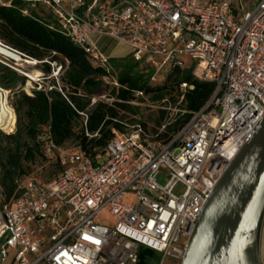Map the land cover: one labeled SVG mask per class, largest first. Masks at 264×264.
<instances>
[{
	"label": "built area",
	"instance_id": "built-area-1",
	"mask_svg": "<svg viewBox=\"0 0 264 264\" xmlns=\"http://www.w3.org/2000/svg\"><path fill=\"white\" fill-rule=\"evenodd\" d=\"M25 1L50 8L58 30L101 66L111 69V58L92 36L126 45L134 62L157 69L154 80L164 66L187 67L188 57L194 78L215 83V91L167 140L168 124L153 135L139 120L121 121L125 132L114 130L96 156L63 151L50 133L41 136L63 170L47 183L28 177L10 199L0 170V264H139L141 247L154 250L159 264H180L207 198L264 119V0L253 7L242 0ZM6 47L19 61H0L21 75L29 77L19 62L41 63ZM49 63L56 84H31L32 92H63V65ZM106 84L118 86L114 78ZM187 89L194 86L181 84ZM98 100L114 101L107 90L92 104ZM104 212L112 223L101 222Z\"/></svg>",
	"mask_w": 264,
	"mask_h": 264
},
{
	"label": "trees",
	"instance_id": "trees-1",
	"mask_svg": "<svg viewBox=\"0 0 264 264\" xmlns=\"http://www.w3.org/2000/svg\"><path fill=\"white\" fill-rule=\"evenodd\" d=\"M41 5L48 11H41ZM27 8L30 15L23 14ZM0 41L40 61L45 77L52 73L49 62L62 64L64 69L60 77L63 92L57 88L50 91L34 89L30 95L23 90L28 78L0 61V88L13 93L11 106L15 110V120L10 131L16 124L13 133L0 128V170L7 199L21 194L20 178L31 172L39 161H55L56 175L45 183L55 179L63 170L58 153L52 156L46 153L41 136L50 133L57 147L65 148L67 144L75 143L76 149L71 152L96 156L105 150L114 137V130L125 132L121 121L135 122L124 119L122 111L132 110L130 103L138 99L137 92L151 95L153 101L160 102L169 95L173 98L171 86L178 91L174 101L178 102L180 96L183 99L176 126L169 130L176 133L205 106L215 91V83L197 80L192 69L186 67L173 68L165 86L153 87L150 83L152 75L140 69V63L131 57L111 59V69L95 63L90 54L58 30L52 10L43 4L36 8H31L25 0H14L11 6L0 4ZM107 78H114L118 83L108 92L113 103L98 100L92 104L93 98L103 90H109ZM183 83L193 85L194 89L180 93ZM55 84L56 81L52 83ZM81 113L88 116L86 123ZM4 199L0 194V205ZM157 258L159 255L154 250L140 248L139 264H152Z\"/></svg>",
	"mask_w": 264,
	"mask_h": 264
},
{
	"label": "water",
	"instance_id": "water-1",
	"mask_svg": "<svg viewBox=\"0 0 264 264\" xmlns=\"http://www.w3.org/2000/svg\"><path fill=\"white\" fill-rule=\"evenodd\" d=\"M263 217L264 119L207 198L180 264H261Z\"/></svg>",
	"mask_w": 264,
	"mask_h": 264
},
{
	"label": "rangeland",
	"instance_id": "rangeland-1",
	"mask_svg": "<svg viewBox=\"0 0 264 264\" xmlns=\"http://www.w3.org/2000/svg\"><path fill=\"white\" fill-rule=\"evenodd\" d=\"M242 1L248 7H253L257 0H242ZM106 2L111 3V0H107ZM206 3H207V1H206ZM236 3L238 4L239 1H237ZM39 7H40L41 11H43V10L48 11L47 9L45 10L44 6H42V5ZM89 39H90L91 44L97 45L103 51L104 50H107L109 52L115 51L116 56H114L112 58L109 56L111 59H124L127 57H131L130 53H128L129 50L127 51L128 47L122 43H116V42H113L107 38H106L105 42H102V40L104 38L100 37V36H92ZM169 48H172V46L170 45ZM158 59L161 63L164 60L163 57H159ZM184 59H185V64L187 65L186 69L194 68L195 62L193 60H191L188 57L184 58ZM0 60L8 61V58L0 55ZM18 64H19V67L25 73L34 77V81H33L30 77L26 76L28 78V81L26 82L25 86L23 87V90H25V92L28 94H29V92L32 93L31 87L27 86L29 84V82H31V84L33 86H35L36 84H40V83H42L43 86H47V85H52V83H54L56 81V79H50L49 77H45L44 73L41 71V67L39 64L35 65V64L25 63V62H19ZM139 68L142 70H145V72H147L149 75H154L156 73V70H157L154 67H149L145 62L141 63ZM112 69L115 70V68H113V67H112ZM172 69L173 68L171 65L164 66L161 69L160 73L155 77V80L153 78H151V82H150L151 85L153 87L165 86L166 81H167V76L172 71ZM61 75H60V77H61ZM107 86H109V90L107 92H110L112 87L115 85L108 84ZM173 89L174 88L171 86L170 91L172 92L171 95L173 96V98L170 97V95H169V96H167V98H165L164 100H162L160 102L153 101L151 95L145 94L143 97H139L137 100L130 103L132 106L131 111H125V112L122 111V114L125 115L124 119L129 120V121H136V120L137 121L138 120L143 121L146 124L148 130L153 135L157 134V132H159V130H161L163 125L168 124L166 132L163 131V135L165 134L163 139L166 140L171 134H173V132L169 131V130H171L170 128H175V126H176V122L178 119L177 115L180 112V105H181L182 99H183V97L180 96L179 101L175 102L174 99L177 98V95L179 93H178V91H176L175 89L173 90ZM179 92L182 94L184 93L181 90V88L179 89ZM12 95H13V93L11 91H9V93L7 95V101L10 105H11ZM110 103H113V102L110 101ZM14 120H15V110H14ZM12 126H10L9 128L11 129ZM1 129L7 133H13L16 130V124L14 126L13 131H10V129H8V128L7 129L1 128ZM75 147H76L75 143H69L65 146V148H62V149H63V151L71 152V151L76 149ZM54 162H55L54 160L49 161L46 159L39 161L37 164L34 165L31 172H29L27 175L20 178L19 186L22 187L24 185V183L26 182L28 177L37 178L38 180H40L42 182H46L49 179L54 178V176L56 175V167L54 165ZM100 220H101V222H104L107 224L112 223V217L108 214V212H104L102 214ZM263 220H264V217H263ZM263 220H262V222H263ZM261 229H263V230H261ZM261 229H260V233H261L260 242H261V244L259 245V250H260V257H261L260 261L262 260V263L264 264V223L261 224ZM10 253H11L10 261L12 262L13 256H14V251H10ZM159 263H160V260L158 258L154 259V261L152 262V264H159ZM166 264H177V263L168 259Z\"/></svg>",
	"mask_w": 264,
	"mask_h": 264
},
{
	"label": "bare ground",
	"instance_id": "bare-ground-1",
	"mask_svg": "<svg viewBox=\"0 0 264 264\" xmlns=\"http://www.w3.org/2000/svg\"><path fill=\"white\" fill-rule=\"evenodd\" d=\"M0 55L9 58V59H14L16 58L17 61H19V59L17 58V56L15 55L14 52H12L11 50L5 48L2 45V42L0 41ZM32 80H34V77L31 75H28ZM31 82H29V84L27 85L28 87H30ZM29 92V91H28ZM9 91L8 90H4L2 88H0V128H8L13 125L14 122V109L13 107L8 103L7 101V95H8ZM29 94H31L29 92Z\"/></svg>",
	"mask_w": 264,
	"mask_h": 264
},
{
	"label": "crops",
	"instance_id": "crops-1",
	"mask_svg": "<svg viewBox=\"0 0 264 264\" xmlns=\"http://www.w3.org/2000/svg\"><path fill=\"white\" fill-rule=\"evenodd\" d=\"M107 39H109V38H107ZM105 40H106V38H104L103 40H102V42H105ZM109 40H111V41H113V42H116V43H119V42H117V41H115V40H112V39H109ZM120 45V44H119ZM126 47V46H125ZM127 48V47H126ZM129 50V48H127V51ZM104 52L108 55V56H110L111 58L112 57H114V56H116L115 55V51H113V52H109V51H107V50H104ZM128 53H130V50H129V52ZM262 223H264V220H263V222ZM261 230H263V229H261ZM260 235H261V233H260ZM260 240H261V236H260V238H259V245L261 244V242H260ZM261 258V257H260ZM261 264H263L262 263V260H261Z\"/></svg>",
	"mask_w": 264,
	"mask_h": 264
}]
</instances>
